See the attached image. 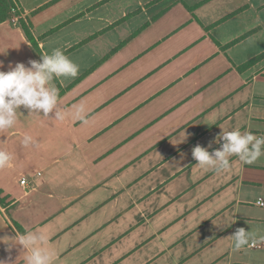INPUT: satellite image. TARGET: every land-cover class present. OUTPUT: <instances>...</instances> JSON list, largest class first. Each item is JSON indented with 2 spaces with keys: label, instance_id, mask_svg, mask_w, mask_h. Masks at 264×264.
Wrapping results in <instances>:
<instances>
[{
  "label": "crops",
  "instance_id": "1",
  "mask_svg": "<svg viewBox=\"0 0 264 264\" xmlns=\"http://www.w3.org/2000/svg\"><path fill=\"white\" fill-rule=\"evenodd\" d=\"M13 3L6 61L41 60L23 20L42 56L60 49L79 71L51 82L65 114L54 143L44 123L27 147L0 136L13 156L0 168V259L22 264L8 239L32 231L53 264H264V245L230 238L244 228L264 244V155L221 172L192 158L223 131L264 136V0Z\"/></svg>",
  "mask_w": 264,
  "mask_h": 264
},
{
  "label": "clouds",
  "instance_id": "2",
  "mask_svg": "<svg viewBox=\"0 0 264 264\" xmlns=\"http://www.w3.org/2000/svg\"><path fill=\"white\" fill-rule=\"evenodd\" d=\"M0 63V131L12 129L17 123L21 108L29 114L42 113L45 117L57 109L58 89L52 85L56 77H75L79 71L78 65L71 61L60 49H55L49 55H43L40 61L30 60L25 63L9 65V70H2ZM83 106L76 107L74 115L80 117ZM65 114L55 112L56 120H63ZM32 137L25 135L21 140L27 147ZM222 145L219 149L209 151L200 145L192 149V158L196 166L211 168L217 172L230 168V157H237L245 164H251L264 155V136L240 130L223 131L219 136ZM34 142V141H33ZM185 142V141H184ZM216 141H214L215 143ZM183 143V142H182ZM212 145L209 144L208 148ZM13 156L6 150H0V168L8 167ZM235 250H240L250 243L255 244L254 233L244 228H237L230 236ZM260 241H264L261 236ZM15 241L8 244V251L19 247L22 264H53L55 252L45 246L42 234L28 231L8 239ZM0 264H10V259H0Z\"/></svg>",
  "mask_w": 264,
  "mask_h": 264
},
{
  "label": "rangeland",
  "instance_id": "3",
  "mask_svg": "<svg viewBox=\"0 0 264 264\" xmlns=\"http://www.w3.org/2000/svg\"><path fill=\"white\" fill-rule=\"evenodd\" d=\"M111 25L108 30L105 32L106 34L110 35L113 33V29L117 26ZM8 55L6 52L0 50V63L4 65V68L9 65H15L13 61H6ZM2 70H5V69ZM19 115L17 117V123L12 129L0 131V136L3 137L10 136L8 140L11 143H21V140L25 135H29L32 137L34 142L36 143L37 136H38V128L39 125L44 123V141L42 143H54V136L56 133L58 134L62 129V125L60 124V120L55 119V110L52 113H49L47 117L41 114H29L27 115L24 110L20 109ZM12 131H15L12 135ZM30 143H33L30 141Z\"/></svg>",
  "mask_w": 264,
  "mask_h": 264
},
{
  "label": "trees",
  "instance_id": "4",
  "mask_svg": "<svg viewBox=\"0 0 264 264\" xmlns=\"http://www.w3.org/2000/svg\"><path fill=\"white\" fill-rule=\"evenodd\" d=\"M14 6L13 0H0V24L9 21L11 19V10ZM19 25L26 37V39L31 43L34 50L42 57V52L38 45V42L34 38L30 26L23 20L19 21ZM56 78H54L55 80ZM57 82V81H56Z\"/></svg>",
  "mask_w": 264,
  "mask_h": 264
},
{
  "label": "built area",
  "instance_id": "5",
  "mask_svg": "<svg viewBox=\"0 0 264 264\" xmlns=\"http://www.w3.org/2000/svg\"><path fill=\"white\" fill-rule=\"evenodd\" d=\"M11 13H12V21L15 22V21L17 20V17L15 16V13H16L15 9H12V10H11ZM20 183H21L22 185H25V184L27 183V180H26L25 178H23V179H21ZM257 205H258V206H264V201H263V199H259V201L257 202ZM263 245H264V244H263L262 242H257V243H255V244L250 243L249 246H250L251 248H260V247H262Z\"/></svg>",
  "mask_w": 264,
  "mask_h": 264
}]
</instances>
